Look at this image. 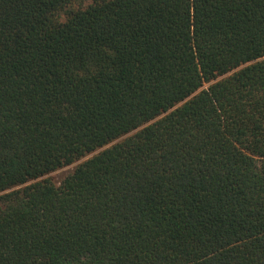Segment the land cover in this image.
I'll return each instance as SVG.
<instances>
[{
  "label": "trees",
  "instance_id": "16d2710c",
  "mask_svg": "<svg viewBox=\"0 0 264 264\" xmlns=\"http://www.w3.org/2000/svg\"><path fill=\"white\" fill-rule=\"evenodd\" d=\"M73 1L0 0V264H264V0Z\"/></svg>",
  "mask_w": 264,
  "mask_h": 264
},
{
  "label": "rangeland",
  "instance_id": "374dc122",
  "mask_svg": "<svg viewBox=\"0 0 264 264\" xmlns=\"http://www.w3.org/2000/svg\"><path fill=\"white\" fill-rule=\"evenodd\" d=\"M90 2V0H74L64 11L61 12V19H64L67 16V11L68 10H76L79 7L85 6ZM209 83L205 84V86H208ZM125 136L120 137L119 139L115 140L114 142L110 143L107 146H110L112 144H114L115 142H118L122 139H124ZM105 148V147H104ZM103 148L94 151L93 153H90L89 155L71 163L65 166H62L46 175H44L43 177L39 178L40 179H49L52 182H54L56 185H59L63 179L70 173H72L74 171V169L76 168V166L86 160L87 158L91 157L92 155L96 154L97 152H99L100 150H102Z\"/></svg>",
  "mask_w": 264,
  "mask_h": 264
}]
</instances>
